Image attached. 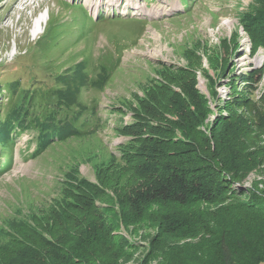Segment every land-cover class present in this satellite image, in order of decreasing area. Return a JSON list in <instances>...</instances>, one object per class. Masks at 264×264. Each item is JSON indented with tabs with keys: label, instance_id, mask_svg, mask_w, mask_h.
Returning <instances> with one entry per match:
<instances>
[{
	"label": "rangeland",
	"instance_id": "rangeland-1",
	"mask_svg": "<svg viewBox=\"0 0 264 264\" xmlns=\"http://www.w3.org/2000/svg\"><path fill=\"white\" fill-rule=\"evenodd\" d=\"M263 3L120 0L111 5L109 0H0V120L15 99L12 89L10 95L4 93L6 85L17 79L21 90L34 92L31 110L35 115L55 109L49 98L50 91L58 88L65 91L62 95L72 97L70 108L85 112L86 119L93 116L87 129L77 133L79 137L53 143L38 157L33 156L38 133L31 129L17 134L12 150L0 145V244L15 234L14 222L47 213L79 178L98 183L100 172L122 173L119 163L132 146V137L123 129L137 120L138 112H144L141 102L155 97L160 85L175 89L172 83L193 76L194 90L210 109L200 126L208 134L224 118L255 120L254 112L241 103L252 100L250 107H261L264 72L255 80L253 74L264 67V45L253 52L243 16L255 14ZM40 17L44 24L36 35ZM74 89L77 93L72 94ZM68 113L61 110L57 116L64 118ZM250 127L257 130L264 124L254 122ZM258 139L264 147V129ZM182 146L173 144L171 152ZM263 179L251 172L244 185ZM98 202L112 206L104 197ZM117 227L133 242L145 245L156 232L142 237L143 230L130 234L122 223ZM141 250L145 251L138 249L136 254Z\"/></svg>",
	"mask_w": 264,
	"mask_h": 264
},
{
	"label": "trees",
	"instance_id": "trees-1",
	"mask_svg": "<svg viewBox=\"0 0 264 264\" xmlns=\"http://www.w3.org/2000/svg\"><path fill=\"white\" fill-rule=\"evenodd\" d=\"M243 23L255 52L264 45V3ZM263 72L258 69L253 79ZM19 81L4 92L12 89L15 99L0 120L3 147L12 150L17 134L31 129L38 133V157L53 143L79 137L92 121L70 108L72 97L58 88L50 91L55 109L35 115L36 96L21 90ZM172 85H160L155 97L141 102L144 112L124 127L132 146H125L122 173L100 172L98 183L81 177L47 213L14 222L15 234L0 244V264H264V179L244 185L251 172L264 178V147L258 144L264 128L250 127L264 124V93L260 108L250 107L252 100L241 103L255 120L224 118L208 134L200 126L210 109L194 90L193 76ZM65 109L67 116H57ZM173 144L183 148L171 152ZM100 197L115 210L99 203ZM119 222L130 234L156 232L140 244L119 232ZM138 249L145 251L137 255Z\"/></svg>",
	"mask_w": 264,
	"mask_h": 264
},
{
	"label": "bare ground",
	"instance_id": "bare-ground-1",
	"mask_svg": "<svg viewBox=\"0 0 264 264\" xmlns=\"http://www.w3.org/2000/svg\"><path fill=\"white\" fill-rule=\"evenodd\" d=\"M120 0H109V3L111 4V5H113L115 2L117 3V2H119ZM121 3V2H120ZM147 12H152V11H149V10H147ZM44 22V17H40L38 20H37V23H39L37 26H36V28H35V32L34 33H36V35L40 32V27L44 24L43 23Z\"/></svg>",
	"mask_w": 264,
	"mask_h": 264
}]
</instances>
